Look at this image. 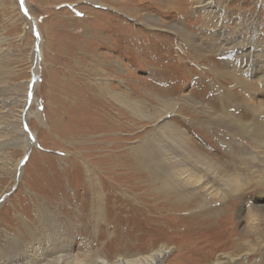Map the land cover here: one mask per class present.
Listing matches in <instances>:
<instances>
[{"label": "rangeland", "instance_id": "obj_1", "mask_svg": "<svg viewBox=\"0 0 264 264\" xmlns=\"http://www.w3.org/2000/svg\"><path fill=\"white\" fill-rule=\"evenodd\" d=\"M143 13L202 44L220 45L224 34L236 49L216 45L202 57L190 37L149 26ZM263 48L264 0H0V259L24 263L25 247L54 235L52 222L80 258L113 261L164 246V264H206L239 243L246 209L264 207L261 194L229 202L228 217L210 229L168 206L133 150L155 124L112 93L142 101L150 114L169 109L167 121L230 161L231 134L213 118L225 107L239 116L218 92L231 89L240 102L241 89L209 69L245 60L252 69Z\"/></svg>", "mask_w": 264, "mask_h": 264}, {"label": "bare ground", "instance_id": "obj_2", "mask_svg": "<svg viewBox=\"0 0 264 264\" xmlns=\"http://www.w3.org/2000/svg\"><path fill=\"white\" fill-rule=\"evenodd\" d=\"M165 15L164 17H166ZM142 17L149 26L152 24V26L156 25L161 28H171L177 33L184 34V36L187 35L190 37L193 47L197 51L199 50V55L201 54L202 57L206 56L207 48L212 49V47L217 45L211 41H205L206 44L197 42L194 36L187 33L184 28H181L182 26L178 27L180 25L169 26V28L153 15L143 13ZM217 36L218 43L220 42L221 45L220 47L218 44L217 47L225 48L230 43L229 40L226 41L227 37H224V34H217ZM221 37L224 38L222 39ZM213 40H215V37H213ZM225 41L226 44L224 45L223 42ZM227 47H232L230 50L236 49L235 46ZM241 49L244 51L246 48ZM258 53V61H256V65L252 69L250 68L252 63L250 60H245L241 63L228 61L226 62L228 64L226 65L227 67L223 70L209 69L216 78H221L218 80L227 79L236 88L241 89V92L237 93L239 94L240 102L233 99V95L236 93L231 92V89L221 86V90L218 92L222 96L220 98L222 104H224L226 99L229 100L232 107L239 109V116L235 115V113H229L225 107L222 115H217L213 118L216 126L223 127L222 129L231 134L230 137L228 136L230 138L229 142H227L229 150L226 153V156L231 158L230 161L223 159V156H219L220 152L218 154L208 152L205 147L195 142L188 131L178 125V122V124H175L167 121L168 116L171 114L168 111L169 109H157V113L150 114L142 101L132 100V98L123 93L111 92L121 105H126L136 115L155 124V132L149 141L133 148L137 155V165L146 168L155 175L156 184L158 185L157 193L164 200V203L176 208L179 212L186 211L193 214L189 218L203 223L202 229H210L212 225L210 226L209 224L211 222L216 223L228 217V214L225 213L226 206L230 207L229 202L235 201L238 196L245 197L244 200H246V198H250L253 193L257 192L261 194L259 200H264V99H260V97L264 98L262 87L264 85V48ZM249 54L252 53L247 51L244 57L250 56ZM250 72L254 73L251 75V79L245 78L244 75ZM238 73L241 77L237 76ZM246 94H256L257 96L250 95L248 100ZM10 102L11 100L9 101L5 97L2 107L4 106L5 109ZM165 107H168V105H165ZM249 119L250 121H247ZM210 130L214 131V129ZM240 133H244L247 136V140H239ZM237 181L240 184H244L247 181L248 186L240 192H234L231 189ZM216 203H218V206L212 207ZM246 210L247 213L243 218L245 226L241 232L242 235L238 236L239 243H234L235 245L231 249L212 256L206 264H263L264 207L254 205ZM96 215H101V207ZM49 225L55 231L52 237L47 238L44 243L40 238H36L37 242L25 247V252L19 251L23 252L24 263H20L21 260H18V256L14 258L8 256V259H0V264H164L167 254V248L162 246L146 254H134L129 257L125 256V258L119 257L113 261L90 255L86 258H80L75 254L74 248L67 242L66 235H62L60 228L54 222ZM49 240L51 241L49 242ZM244 250L252 256L260 254L262 258L260 257V260L248 263L247 260L244 261Z\"/></svg>", "mask_w": 264, "mask_h": 264}, {"label": "snow or ice", "instance_id": "obj_3", "mask_svg": "<svg viewBox=\"0 0 264 264\" xmlns=\"http://www.w3.org/2000/svg\"><path fill=\"white\" fill-rule=\"evenodd\" d=\"M248 186V182L245 181L244 184H240L238 181L235 182V186L231 189L234 192H240L242 191L244 188H246Z\"/></svg>", "mask_w": 264, "mask_h": 264}]
</instances>
